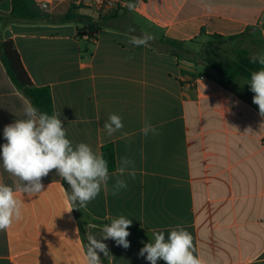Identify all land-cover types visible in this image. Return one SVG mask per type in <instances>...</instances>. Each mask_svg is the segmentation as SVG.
<instances>
[{"label":"crops","instance_id":"0c3cea01","mask_svg":"<svg viewBox=\"0 0 264 264\" xmlns=\"http://www.w3.org/2000/svg\"><path fill=\"white\" fill-rule=\"evenodd\" d=\"M131 3L134 10L126 7L94 39L89 32L79 36V23L3 26L0 20V41L12 40L34 85L50 88L73 145L84 142L101 153L111 144L116 168L110 174L120 157L135 161V178L124 177L126 190L112 195L113 177L86 207L71 212L55 172L43 179L41 194L16 191L21 216L0 231V264H85L87 233L99 237L120 214L132 220L130 247L104 241L111 255L100 253L103 264H149L139 250L155 232L167 235L176 225L191 233L202 264H264V116L221 77L200 72L203 63L128 43L140 33L188 43L215 34L257 36L264 54V0ZM11 11L12 0H0V14ZM29 103L0 58V145L4 126L25 119ZM109 114L124 124L111 137L103 128ZM146 121L158 134L141 133ZM0 183L19 186L2 161Z\"/></svg>","mask_w":264,"mask_h":264},{"label":"clouds","instance_id":"9594fccd","mask_svg":"<svg viewBox=\"0 0 264 264\" xmlns=\"http://www.w3.org/2000/svg\"><path fill=\"white\" fill-rule=\"evenodd\" d=\"M126 7L132 11L136 5L129 2ZM153 39L151 34L143 33L141 36H132L128 43L136 47H147ZM252 62L261 67L251 73L248 85L254 93L252 102L258 106L260 115L264 116V54L254 56ZM24 115L25 119L15 120L3 128L5 143L0 145V161L4 171L19 181V186L14 188L0 183V231L10 228L14 219L18 220L21 216V201L17 199L16 191L25 196L41 194L45 191L43 179L52 172L68 185L65 190L69 202L67 212L86 207L113 177L114 196L127 189L125 175L135 178V161L129 156L120 157L119 166L110 174L108 161L102 153L94 151L84 142L74 146L67 138L66 128L59 118L61 112L49 115L29 103L24 107ZM123 127L122 117L117 114H109L103 124L109 137ZM141 133L145 137L150 133L158 134L156 127L147 121ZM131 225L132 220L120 214L101 227L99 237L87 233L85 264H103L100 253L104 257L111 255L104 241L113 240L117 246L128 249L130 241L127 237ZM138 255L149 264H158V261L164 264H202L196 254L193 236L181 225L172 227L167 235L164 231L155 232L154 238L144 243Z\"/></svg>","mask_w":264,"mask_h":264},{"label":"trees","instance_id":"16d2710c","mask_svg":"<svg viewBox=\"0 0 264 264\" xmlns=\"http://www.w3.org/2000/svg\"><path fill=\"white\" fill-rule=\"evenodd\" d=\"M133 1L135 0H128V2ZM122 10L102 14L91 7L71 5L64 13L52 14L40 9L34 0H12V11L9 14H0V20L3 22V26L10 23H79L83 25L82 27H78L79 36H83L86 32H89L90 37L95 38L98 28L110 26L113 21L117 20ZM85 12H89V14ZM142 34L138 35L141 36ZM243 36H233L228 39L233 40ZM211 38L225 39L223 36L216 34L212 35ZM193 42L188 43L170 38H162L152 40L149 44L159 50L170 52L179 58L190 60L189 55H191V51L188 49V46ZM0 58L12 82L24 93L31 104L36 106L41 112H47L51 115L54 112V103L50 88L48 86L38 87L34 85L12 40L0 41ZM209 66L220 74L223 82L228 87L248 100L259 112L258 106L252 102L254 93L250 91V86L248 85L251 73L261 67L258 63H253L251 59L242 62L210 61ZM241 79H245L246 81L242 86H239L238 82ZM101 153L108 161L109 172L114 171L116 168V157L113 146L111 144L103 146ZM64 185L68 188L65 181Z\"/></svg>","mask_w":264,"mask_h":264},{"label":"rangeland","instance_id":"374dc122","mask_svg":"<svg viewBox=\"0 0 264 264\" xmlns=\"http://www.w3.org/2000/svg\"><path fill=\"white\" fill-rule=\"evenodd\" d=\"M57 10L54 9L53 12H57ZM193 43L188 46L191 51L190 59L203 63L199 67L200 72L215 74L218 77L221 76L209 66L210 61L242 62L252 60L254 56L262 54V45L257 36H245L233 40L210 38L203 42L196 41L195 43L194 41ZM240 81L245 82L246 80L241 79Z\"/></svg>","mask_w":264,"mask_h":264},{"label":"built area","instance_id":"2783aa9c","mask_svg":"<svg viewBox=\"0 0 264 264\" xmlns=\"http://www.w3.org/2000/svg\"><path fill=\"white\" fill-rule=\"evenodd\" d=\"M36 5L43 10H50L54 7L66 5L69 8L71 5L87 6L98 10L102 14H108L115 10H122L126 8L128 3L126 0H34ZM45 4H49V8L45 7ZM94 39V37H93Z\"/></svg>","mask_w":264,"mask_h":264},{"label":"water","instance_id":"95a60500","mask_svg":"<svg viewBox=\"0 0 264 264\" xmlns=\"http://www.w3.org/2000/svg\"><path fill=\"white\" fill-rule=\"evenodd\" d=\"M45 7L49 8V4H45Z\"/></svg>","mask_w":264,"mask_h":264}]
</instances>
